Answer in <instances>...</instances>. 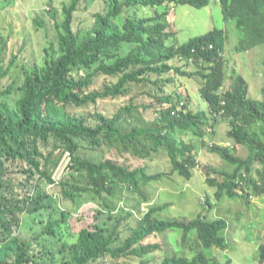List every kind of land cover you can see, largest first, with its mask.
Here are the masks:
<instances>
[{"label":"trees","instance_id":"trees-1","mask_svg":"<svg viewBox=\"0 0 264 264\" xmlns=\"http://www.w3.org/2000/svg\"><path fill=\"white\" fill-rule=\"evenodd\" d=\"M219 1L224 19L234 20L242 32L235 45L237 52L264 45V0ZM79 2L67 0L60 8L49 3L47 12L56 30L57 53L46 48L48 57L41 64L23 66L21 96L15 105L2 99L11 90V84L2 87L1 81L13 67L16 56L4 62V49H0V264H37L42 257L53 258V248L46 249L39 241L43 235L54 238L59 253L65 252L64 264H108V258L123 257H134L139 259L138 264H147L144 257L157 251L160 244L144 240L167 229L181 230L182 241L195 232L201 246L225 251L227 238L223 232L228 224L221 217L209 218L208 212L212 202L223 197L241 198L248 204L252 194H264V96H247V84L239 75L230 88L221 89L224 71L218 57L225 30L214 28L179 44L167 42L176 33L167 30L170 23L166 15L173 5L201 7L208 0H106V12L93 13L90 28L75 30L72 22ZM139 5L154 10L148 16H139ZM166 6L163 12L157 9ZM124 11L128 12L127 16H123ZM34 22L44 24L37 18ZM209 44H213L212 49ZM179 56H182L180 65L169 62H175ZM191 58L204 67L198 74L205 79L200 93L208 109H192L178 90L163 94V86L175 84L178 75L190 76L185 67L191 64ZM98 75L105 78L104 84L101 89L92 90L94 76ZM127 83H147L161 91L158 99L165 107L156 111L150 126L133 127L128 132L120 130L123 115L137 109L131 99L111 116L97 112L95 124H90L84 115H74L68 110L71 105L79 107L125 95ZM140 107L146 108L144 104ZM221 108L232 126L228 136L249 152L242 157L235 155L234 147L218 144L210 148L218 152L223 164L205 166L209 185L214 188L211 197L206 194V214L198 213L191 219L158 218L155 213L169 204H151L130 235L117 243L119 222L112 229L107 228L99 222L97 210L95 221L80 228L73 243L60 242L62 218L53 216L54 198L53 191H47L49 184L59 186L62 198L70 201L76 194L85 192L111 195L119 187H127L149 201L145 187L165 177L163 172L150 174L144 167H132L114 159L95 161L83 157L78 153L79 140L87 141L92 147L108 144L132 151L143 136L149 139L151 149L166 150L172 170L190 179L197 162L192 142H186L183 136L202 138L206 126L214 128L217 120L213 113ZM56 150L69 155V163L59 180L51 176L49 166ZM255 163L261 167L253 168ZM253 171L257 177H252ZM48 209V220L43 225L35 224L40 231L32 237L15 234L22 225L33 223L30 217ZM256 255L259 264H264V243L258 245ZM219 260L203 251L191 257L167 254L158 264H222Z\"/></svg>","mask_w":264,"mask_h":264},{"label":"rangeland","instance_id":"rangeland-1","mask_svg":"<svg viewBox=\"0 0 264 264\" xmlns=\"http://www.w3.org/2000/svg\"><path fill=\"white\" fill-rule=\"evenodd\" d=\"M67 0H0V49L3 47L4 62H8L12 55H15L14 65L9 73L2 79V87L11 84V90L2 99L7 100L11 105H15L16 100L21 96L19 89L22 83L25 68L30 67L33 62L41 64L48 52L57 53L58 42L55 39L56 30L54 24L47 12L49 3L52 2L56 8H60L62 3ZM173 4V3H172ZM166 7H158L163 12ZM108 8L106 0H80L77 10L74 11L73 28L88 29L93 23L92 15L95 12L104 14ZM155 9V10H157ZM154 10L149 6L139 5L137 11L139 16H148ZM60 14V10H58ZM128 12L124 11L123 16ZM35 18L44 22L43 26L35 24ZM165 20V18L163 17ZM167 30L176 31L167 42L183 43L191 37L202 35L214 28L225 29L228 37L223 50V60L226 70V79L223 87L230 84L233 79L234 71L237 72L248 83L247 95L251 98H261L264 96V46L257 45L247 52H237L234 46L242 37L241 30L236 26L234 20L225 21L221 10L219 0H209L208 4L201 7H195L187 4H174L169 15ZM50 48V49H49ZM172 65L179 64L180 61H169ZM173 62V63H172ZM180 65V64H179ZM184 66V65H181ZM184 68V67H183ZM187 71H194L195 65L185 67ZM178 81L175 84L163 86V94L175 89L181 93L182 100L190 104L192 109L208 106L203 97L200 96L199 88L202 85V78L199 75L186 77L178 75ZM103 76H94L90 89H101L104 80ZM184 83V90L182 89ZM181 85V86H179ZM127 92L125 95L116 97H107L100 99L96 103H88L83 106H69L68 110L74 115H84L90 124H95L96 113L100 112L106 116L113 115L122 105L131 99L137 109L129 114H124L119 124L122 132H128L133 127H147L154 123L158 109L165 107L158 97L162 94L159 90H154L151 84L147 83H127ZM181 87V88H180ZM145 105V109L140 107ZM212 128L206 126L205 135L198 138L193 135L185 134L183 138L186 142H192L193 153L197 165L192 168L190 179L180 176L172 170L170 158L164 148L151 149L149 139L140 136L141 143L132 151H125L122 147L115 149L108 144H102L98 147H92L85 140H79L81 148L79 154L91 160L100 161L103 159H114L121 163L130 164L132 167L141 166L150 174L163 172L162 179L151 182L145 187V193L148 200L132 192L127 187H119L114 194L102 192L100 195L93 192L76 194L73 201L64 199L61 196L59 186L49 184L47 191L51 192L54 198V218H62L61 221V240L63 244L66 240L73 243L77 231L88 226L95 221V215L99 210V222L107 228L112 229L117 225L119 236L117 243L123 241L129 236L138 225L139 219L148 211L149 206L169 204L163 210L155 213L158 218L167 219L169 217L178 219H191L198 213L206 214L205 203L206 194L209 197L214 194V188L209 185L210 177L207 176L205 166H220L223 164L218 152L212 151L215 145H229L234 147V153L237 156L246 157L248 149L244 145H236L228 137L227 131L232 128L225 119L218 118ZM54 161L49 165L52 171V177L59 180L63 175L66 166L69 163V155L62 150L54 152ZM260 164L255 163L253 168H260ZM258 174L253 171L252 177ZM214 198V197H213ZM211 201V199H209ZM249 203H245L241 198H222L214 200L211 210L208 212L209 218H224L227 222V229L223 232L227 240L226 250L216 248L215 246L203 247L195 234L188 235L187 240L182 241L181 230L167 229L164 232H158L149 235L144 242H157L160 248L144 257L147 264H158L167 254L185 255L191 257L197 252H205L210 256H217L222 264H259L256 255L258 245L264 242V194H252L249 197ZM50 209L42 211L41 214L32 216L31 225H23L17 229L15 234L32 237L40 231L35 224L42 225L48 220ZM63 211V213L61 212ZM34 220V221H33ZM43 221V223L41 222ZM39 241L45 245L46 249L52 247L55 255L38 259L37 264H64V253H59L58 244L54 238L43 235ZM39 247L40 245L37 244ZM166 254V255H165ZM139 259L134 257H123L119 260L108 258V264H138ZM117 262V263H116Z\"/></svg>","mask_w":264,"mask_h":264},{"label":"clouds","instance_id":"clouds-1","mask_svg":"<svg viewBox=\"0 0 264 264\" xmlns=\"http://www.w3.org/2000/svg\"><path fill=\"white\" fill-rule=\"evenodd\" d=\"M208 2H209V0H208ZM208 4V3H207ZM223 19H224V17H223ZM225 20V19H224ZM225 21H227V20H225ZM223 30H225V29H223ZM224 34H225V37H224V42H223V47H222V49H220L219 50V57H218V61L222 64V66H223V71H224V76H223V82H222V90H224V89H227V88H230L231 86H232V84H233V82H234V80H235V78H236V76H241L240 75V73H238L237 72V70H236V68H233L232 69V71H234V74H233V79H232V81H231V83L230 84H228V85H226L225 87H223V85H224V83H225V79H226V70L227 69H225V63H224V60H223V50H224V47H225V42H226V39H227V37H228V33H227V31L225 30V32H224ZM262 46H264V45H262ZM208 47H209V49H212L213 48V44H209L208 45ZM234 50H235V46H234ZM250 50V49H249ZM236 51V50H235ZM248 51V50H247ZM247 51H245V52H247ZM236 53H237V51H236ZM182 58V56H179L177 59L178 60H180V59ZM190 63L191 64H189V65H195L196 66V69L194 70V71H189V72H191V74H190V76L191 75H194V74H196V75H199L198 74V71L200 70H204V67H203V65H202V63H199V64H196L195 62H193V59L191 58L190 59ZM186 70V69H185ZM184 76H186V77H190V76H188V75H184ZM200 76V75H199ZM201 78H202V76H200ZM242 77V76H241ZM243 78V77H242ZM244 79V78H243ZM202 80H203V82H202V85L200 86V88H202V86L204 85V83H205V79H203L202 78ZM245 80V79H244ZM245 82H246V80H245ZM246 84H247V88H245V90H246V95H247V92H248V83L246 82ZM200 88H199V93H200ZM182 89L184 90V83H183V86H182ZM200 96L202 97V95H201V93H200ZM248 96V95H247ZM184 102H185V100H183ZM222 104H224V103H222ZM206 109H208V106L206 107ZM213 115H214V117H216V120L217 121H219V119L218 118H222V119H225V120H227L228 122H229V125H231V123H230V119L225 115V113H224V108H221V109H219L218 110V112H214L213 113ZM208 131H212V129L211 128H208L207 129ZM229 137V136H228ZM226 146H229V145H226ZM249 152V151H248ZM262 243H264V242H262ZM261 244V243H260Z\"/></svg>","mask_w":264,"mask_h":264}]
</instances>
